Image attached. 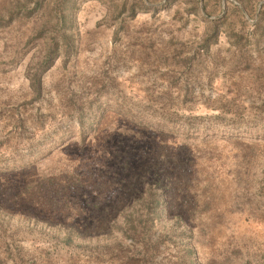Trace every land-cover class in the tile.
I'll list each match as a JSON object with an SVG mask.
<instances>
[{
	"label": "rangeland",
	"instance_id": "rangeland-1",
	"mask_svg": "<svg viewBox=\"0 0 264 264\" xmlns=\"http://www.w3.org/2000/svg\"><path fill=\"white\" fill-rule=\"evenodd\" d=\"M0 264H264V0H0Z\"/></svg>",
	"mask_w": 264,
	"mask_h": 264
},
{
	"label": "trees",
	"instance_id": "trees-1",
	"mask_svg": "<svg viewBox=\"0 0 264 264\" xmlns=\"http://www.w3.org/2000/svg\"><path fill=\"white\" fill-rule=\"evenodd\" d=\"M38 85V83H37ZM142 193V192H141ZM158 206H157V202L154 204V202H147L145 203V209H152V210H157ZM122 218V219H121ZM120 219H114L113 220V224L116 226V228L122 230V232L124 234H126L127 236H129L130 238L137 239L139 236L141 235H148L150 233V229L152 230V227L149 225V222H152L155 224V220L154 219H133V217L131 215H127L125 217H121ZM188 222V223H186ZM183 223H185L186 225L184 226V229H188L186 232L188 233H192L194 230V227L191 226V223H189V221L183 220L181 218H175L173 220V226H169L163 230H159L158 234L157 231H155V244H158V241L160 240V237L162 236L163 232L165 230H171L170 233L172 232L173 227L178 228L180 225H182ZM143 224L144 226L149 225V228H147V231L145 233V231H143ZM140 228H142V230H140Z\"/></svg>",
	"mask_w": 264,
	"mask_h": 264
}]
</instances>
